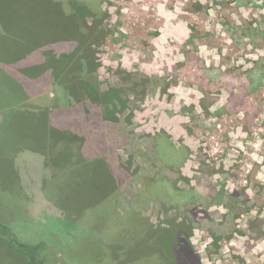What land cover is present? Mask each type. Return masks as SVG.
I'll return each mask as SVG.
<instances>
[{
  "label": "rangeland",
  "instance_id": "rangeland-1",
  "mask_svg": "<svg viewBox=\"0 0 264 264\" xmlns=\"http://www.w3.org/2000/svg\"><path fill=\"white\" fill-rule=\"evenodd\" d=\"M7 4L0 222L17 240L46 264H264V0ZM74 121L90 167L73 138L50 144ZM27 262L1 235L0 264Z\"/></svg>",
  "mask_w": 264,
  "mask_h": 264
},
{
  "label": "trees",
  "instance_id": "trees-1",
  "mask_svg": "<svg viewBox=\"0 0 264 264\" xmlns=\"http://www.w3.org/2000/svg\"><path fill=\"white\" fill-rule=\"evenodd\" d=\"M3 1L6 2L7 0H3ZM48 1H50V0H8V4H7V6L4 9H7L8 7H11L13 5H16L17 3H19L21 6L24 5L26 7H28L29 5H31L33 3H37L39 5H42V7H48L47 6V2ZM58 21H59V23L58 22L57 23L62 26L63 23L59 19H58ZM58 63H61L60 58H59V60L55 59L54 62L52 63L51 66L53 67L54 70H57L59 68L58 67L59 66ZM57 64H58V66H57ZM99 91H100L99 88H97L96 91H95V94L100 95V96L104 95L105 98H108L111 101H114V99L117 98V97L109 96V94H107V93L101 94V92H99ZM102 103L103 102H101V101L99 102L100 105H102ZM100 111H98V114L100 115L99 119H100V121H103L102 120L103 117L105 118V117H107V115L105 113H104L105 115L102 114V109ZM112 115H113V113H112ZM89 118L92 119L91 117H89ZM110 118H112V116ZM77 122H78V120H77ZM77 122L74 121V122H72L71 126H67V127H63L57 122V124L55 126V129L51 130V134H50V140L51 141H50V144L51 143L54 144L56 142V140L57 141H61L62 138H73L75 142H77V143L79 142V144H78V149L80 150L79 151V156H78V158L80 159L78 161L79 165L83 164L86 167H90V166L93 165V162L90 161V163H88L87 160L84 158V157L87 156L86 155V151L84 150V153H83L84 144L87 143V140H89L90 136H85V134H88V132L84 133L83 136H82V135L79 134V132H76V129L75 130L72 129L73 128L72 126L77 124ZM58 131H64V132H60L59 135H57ZM99 143H101L102 147H104L105 142H104L103 139L102 140L100 139ZM61 152H58L59 153L58 156H55V155L52 156L51 155V151H50V160L53 162L54 159L57 158V157H61L63 159L66 156V159H63V161H61V162L62 163L63 162L68 163L69 162V156H70L69 151L67 150L66 152H64V154H61ZM92 160H94V159L92 158ZM109 166H111V164H109ZM82 172L86 173L87 171L85 169H82ZM54 174H56V173H54ZM111 175H112V173H111ZM53 177L55 179L57 177V175H54ZM114 192H115V189H112V190H110L108 192H105L104 194H100V195L96 194L97 196L95 197V202H92L93 209L98 207V205L100 203H102V201L104 199H106L107 197L111 196ZM118 217L119 218L120 217L123 218V216H117V217L112 216L111 218L115 220ZM137 217L141 219V217L139 215H137ZM1 235H4V236H6V238H8V240L10 241L11 245L13 246V248H15L21 254V256L24 259L28 260V262H27L28 264H46L44 257L41 256L42 252L45 250V245L44 244H35L33 246H30V245H27L25 243H22L21 241L17 240V238L14 236V234L9 230V228L6 225H4V224H2L0 222V236Z\"/></svg>",
  "mask_w": 264,
  "mask_h": 264
},
{
  "label": "crops",
  "instance_id": "crops-1",
  "mask_svg": "<svg viewBox=\"0 0 264 264\" xmlns=\"http://www.w3.org/2000/svg\"><path fill=\"white\" fill-rule=\"evenodd\" d=\"M105 142V141H104Z\"/></svg>",
  "mask_w": 264,
  "mask_h": 264
}]
</instances>
